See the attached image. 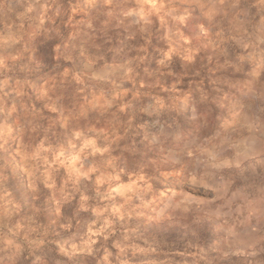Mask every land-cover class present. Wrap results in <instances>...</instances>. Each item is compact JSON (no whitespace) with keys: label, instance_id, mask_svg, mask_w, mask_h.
Segmentation results:
<instances>
[{"label":"rangeland","instance_id":"1","mask_svg":"<svg viewBox=\"0 0 264 264\" xmlns=\"http://www.w3.org/2000/svg\"><path fill=\"white\" fill-rule=\"evenodd\" d=\"M0 264H264V0H0Z\"/></svg>","mask_w":264,"mask_h":264}]
</instances>
